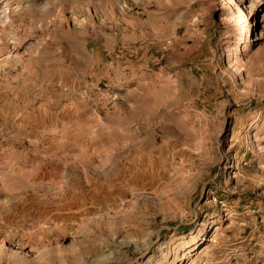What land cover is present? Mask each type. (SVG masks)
<instances>
[{"label": "rangeland", "instance_id": "obj_1", "mask_svg": "<svg viewBox=\"0 0 264 264\" xmlns=\"http://www.w3.org/2000/svg\"><path fill=\"white\" fill-rule=\"evenodd\" d=\"M0 264H264V0H0Z\"/></svg>", "mask_w": 264, "mask_h": 264}]
</instances>
